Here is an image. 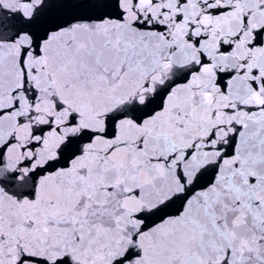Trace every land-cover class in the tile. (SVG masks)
Listing matches in <instances>:
<instances>
[{"label":"snow or ice","instance_id":"obj_1","mask_svg":"<svg viewBox=\"0 0 264 264\" xmlns=\"http://www.w3.org/2000/svg\"><path fill=\"white\" fill-rule=\"evenodd\" d=\"M0 264H264V0H0Z\"/></svg>","mask_w":264,"mask_h":264}]
</instances>
